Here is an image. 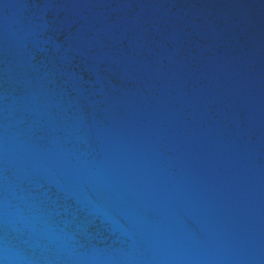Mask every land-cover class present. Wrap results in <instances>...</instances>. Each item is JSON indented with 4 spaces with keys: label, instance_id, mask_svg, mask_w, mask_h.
Masks as SVG:
<instances>
[{
    "label": "water",
    "instance_id": "1",
    "mask_svg": "<svg viewBox=\"0 0 264 264\" xmlns=\"http://www.w3.org/2000/svg\"><path fill=\"white\" fill-rule=\"evenodd\" d=\"M0 264H264V0H0Z\"/></svg>",
    "mask_w": 264,
    "mask_h": 264
}]
</instances>
